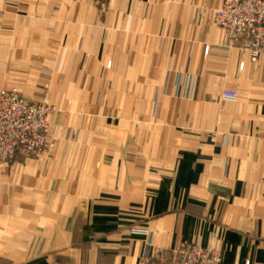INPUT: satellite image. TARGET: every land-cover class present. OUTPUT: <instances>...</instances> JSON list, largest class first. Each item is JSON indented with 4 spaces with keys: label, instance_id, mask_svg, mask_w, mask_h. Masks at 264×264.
Listing matches in <instances>:
<instances>
[{
    "label": "crops",
    "instance_id": "1",
    "mask_svg": "<svg viewBox=\"0 0 264 264\" xmlns=\"http://www.w3.org/2000/svg\"><path fill=\"white\" fill-rule=\"evenodd\" d=\"M222 2L107 0L106 16L94 0L76 4L85 7L77 47L82 58L90 55L76 67L83 72V89L92 71L132 67L116 62L106 68L118 40L130 53L145 40V53L168 57L163 67L148 65L150 76L132 84L151 104L158 88H172L165 118L170 139L149 155L145 144L132 142L128 128H117L124 141L102 155L92 148L94 166L106 173L93 180L89 194L54 190L60 171L51 168L53 158L21 159L8 172L1 167L0 264H138L143 256L183 243L219 251L220 264H264V55L252 62L239 47L222 49L226 33L214 21ZM121 25L124 32H117ZM206 45L212 46L209 54ZM187 77L194 94L182 100L175 90ZM98 84L105 85L102 79ZM224 90L236 91L238 99L222 98ZM77 99L85 103L90 97L79 93ZM116 134L108 127L107 135ZM139 150L141 156L134 152Z\"/></svg>",
    "mask_w": 264,
    "mask_h": 264
},
{
    "label": "rangeland",
    "instance_id": "2",
    "mask_svg": "<svg viewBox=\"0 0 264 264\" xmlns=\"http://www.w3.org/2000/svg\"><path fill=\"white\" fill-rule=\"evenodd\" d=\"M12 1L0 0V94L17 93L31 106L42 109L46 124L39 128L37 124L31 123L33 118H26L28 115L24 113H20L18 118L28 120L29 125L23 123L18 126L14 120V124L9 125L8 119H0V168L5 167L8 172L16 161L39 155L53 158L58 163L54 161L51 168L60 171L59 184L54 185L53 189L67 191L68 194H89L95 191L93 180H101L106 173L99 166H94L93 161L97 163L98 158L93 160L95 152L92 148H100L102 151L95 154L102 155L109 145H119L125 136H121L122 131H117V128H128V133L133 137L132 142L145 144L149 155L153 154L154 145L157 149L160 144L164 146L169 141L167 131L171 123L165 118L172 109V88L168 85L163 89L158 88L159 93L151 104L142 101L143 89L132 84L150 76L147 66L151 67L153 62L162 67L166 65L167 56L145 53L148 43L142 39L134 43L130 53L124 50V39L118 40L116 54L107 59L104 57L106 68L112 70L116 62L119 68H123L125 62L132 67L126 71L88 72L85 91L83 72L80 76L76 70L78 64H86L90 56L82 58L76 40L79 19L82 20L85 14V7L81 9L76 4L85 0H36L35 5H29V0H17L20 3L18 7L5 5V2ZM94 1L100 14L106 16L107 0ZM15 12L22 16L13 17ZM31 14L33 19L29 17ZM90 14L93 17V11H88ZM214 21L219 26L215 16ZM114 29L124 32V25ZM141 29L142 26L138 29L139 34ZM225 40L222 49L233 48ZM151 42L150 49L153 45ZM166 45L162 44L163 47ZM207 47L209 52L212 50V46L206 45L205 54H209L206 53ZM30 48H34L31 55L28 52ZM180 78L183 79L182 76ZM99 79H102L104 86H99ZM126 79L129 81L128 86L124 85ZM194 89L187 77L183 86H176L175 94L182 100H189ZM225 91L222 92V98ZM232 92L237 94L238 99V93ZM79 93L82 97L89 95L90 102L78 103ZM2 112L0 109V114ZM6 112V118H10L11 112ZM108 114L114 115L113 118H107ZM159 115L165 117L157 119ZM108 127H115L117 134L107 135ZM159 127L163 130L159 131ZM134 152L141 156V150Z\"/></svg>",
    "mask_w": 264,
    "mask_h": 264
},
{
    "label": "built area",
    "instance_id": "3",
    "mask_svg": "<svg viewBox=\"0 0 264 264\" xmlns=\"http://www.w3.org/2000/svg\"><path fill=\"white\" fill-rule=\"evenodd\" d=\"M215 20L226 31L225 42L229 47H239L244 59L254 62L264 55V0H224L215 15ZM206 53H209L208 47ZM245 64L243 60L240 69H244ZM223 96L231 100L237 98L235 92L227 90ZM0 109L3 110L0 119H8L9 125L14 124L13 120L18 122V126L29 123L28 120L18 118L20 113L27 114L26 118H33L31 123L37 124L39 128L46 124L44 111L34 105L31 106L17 93L2 92ZM4 111L11 112L10 118H6L7 114ZM221 257L219 251L205 249L194 243H183L172 250H158L152 255L143 256L138 264H220Z\"/></svg>",
    "mask_w": 264,
    "mask_h": 264
}]
</instances>
